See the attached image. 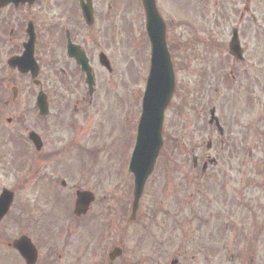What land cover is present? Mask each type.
Segmentation results:
<instances>
[{
    "label": "flooded vegetation",
    "instance_id": "obj_1",
    "mask_svg": "<svg viewBox=\"0 0 264 264\" xmlns=\"http://www.w3.org/2000/svg\"><path fill=\"white\" fill-rule=\"evenodd\" d=\"M105 1L100 5L98 0H92L94 20L111 22L102 32L112 31L120 13L118 0ZM250 1L243 0L238 10L235 0H228L229 20H235L229 31L238 29L241 53L239 60L228 54L229 127L218 136L219 150L211 146L215 159L211 168L219 167L223 154L230 160V167L232 154L237 153L240 158L236 165L240 164L241 172L194 178L192 185L197 194L202 187L206 189L205 206L200 208L207 209L210 199L212 203L215 199L219 202L208 215L194 214L199 230L208 226L214 229L195 245L204 251V263L200 259L194 264H264V0H259L257 15L251 11ZM68 7L83 23L79 0H36L31 7L6 8L25 14L11 15L9 22L14 24L7 23L1 31L0 43L9 52L4 59L5 75L0 77V107L5 109L0 114V128H6L4 135L11 134L10 142L15 137L33 149L35 172L34 177H16L11 188L13 203L1 224L5 221L4 231L17 227L21 232L8 238L2 233L0 264H26L13 248L20 237H28L34 244L37 257L33 264H121V257L109 260L112 250L121 245L125 210L118 191H97L89 187L85 178L67 177L68 157L83 147L89 128L92 146L97 142V149H101L102 123L96 116L105 98L99 77L105 68L100 60L110 65L106 72L111 77L107 83L109 91H116L115 82L119 80L113 78L117 69L112 53L101 45L90 51L67 28L66 20L60 18L67 15ZM29 23L32 29L28 28ZM251 27L255 28L252 32L258 46L254 61H249L243 41ZM68 39L87 59L93 76L91 87L80 64L68 52ZM25 46L31 50L23 62L31 68L21 72L8 64L23 55ZM92 117L96 122H92ZM29 134H33V142L29 141ZM204 158L208 161L207 155ZM200 160L198 155V163ZM205 161H201V166ZM53 173L64 177H54ZM26 191L29 193L23 198L28 199L22 200L12 213L15 201L22 199L19 193ZM80 191L94 194L86 214L75 212L76 194Z\"/></svg>",
    "mask_w": 264,
    "mask_h": 264
},
{
    "label": "rangeland",
    "instance_id": "obj_2",
    "mask_svg": "<svg viewBox=\"0 0 264 264\" xmlns=\"http://www.w3.org/2000/svg\"><path fill=\"white\" fill-rule=\"evenodd\" d=\"M118 1H120V13L114 22L115 27H111L112 31L102 32L103 29L109 28L106 26L111 23L105 19H99L97 25L85 29L82 21L78 20V17L71 12L72 7H68L67 15L60 18L63 21L66 20L67 28L71 29L76 35V39L81 41L90 51H93L97 45H101L106 52L114 55L117 74L113 79L120 82V90L105 95V98L101 100L103 119L101 151H96L99 147L97 142L92 147L86 145L92 140L89 137L92 132L89 128L84 134L85 144L79 150L72 152L67 161L69 177L85 178L89 187H94L97 191L113 189V185H110L111 182H102L103 177L115 179L121 187L128 185V159L134 145L136 125L149 65V44L144 30V18L142 10L139 8V0ZM155 1L166 24V42L175 74V89L165 110L162 134L164 138L168 135L172 140L175 139L177 145L182 146L183 152L181 157L179 156L181 150L177 149L171 152L176 158V162L175 167L169 169L170 167L164 164V159L166 156L170 158V154L167 153L165 147L160 151L159 159L144 187L141 198L142 205L150 207L148 214L151 219L149 218L147 223L150 224L155 238L150 231L138 230L136 240L141 244V249L138 248L135 254L131 241L133 234L129 235L130 238L128 236V239L121 240V247L125 251V255L121 258V264H131L132 260L137 262L139 260V263L143 264L145 253L148 254L144 246L154 244L155 239L162 240L164 251L159 258L154 255L155 258L151 264H169L171 258L177 255L179 247L181 250L184 249V254H190L197 239L204 237L202 232H206L207 227H203L198 232V222L194 214L205 215L212 212L219 202L215 199V203H211L210 199L208 209L200 208L205 206L203 200L207 195L206 189L202 187L197 194L192 185L179 188V177L182 174L190 177L188 170L190 171L189 160L192 147L195 148L194 153H198L204 158L205 153H207L205 143L211 139L213 148L219 150L218 134L213 127H209L207 124L209 109L215 108L216 116L227 130L229 127L228 115L231 114L227 103L224 67H226L225 54L230 36L229 26L235 20H229V7H226L228 0ZM242 2L243 0H235V9H241ZM98 3L103 5L106 1L98 0ZM215 3L217 4L216 7L214 6ZM249 3L251 11L257 15L259 0H251ZM13 14L25 13L12 10L0 11V37L3 35L1 31L7 23L14 24V22H9L13 19L11 17ZM53 18L58 19L55 15ZM254 29L251 27L246 38H243L248 49L249 61H254L253 55L258 50L257 36L252 32ZM8 52L7 47L0 43V77L5 75L2 66L4 65L3 59ZM99 77L102 78V86L105 89L107 75L102 73ZM4 111L5 109L0 107V114ZM92 118V122H94L95 117ZM4 126L6 127V125ZM4 129L6 128H1L2 133ZM3 136L4 133L0 137V190L2 188L11 189L16 182V177H22V174L26 172H31L33 175L35 172L33 150L29 149L31 157L27 162L32 165L26 163L25 170L21 172L22 162H25L29 157L26 147L15 137L13 144L3 145ZM97 139L100 138L95 140ZM5 145H8V148ZM8 151H12V154ZM223 151L226 152L225 149ZM237 158H240L239 155L233 153L231 166L228 167L230 160L227 159L226 154H223L219 167L211 168L204 177H219L226 172L240 173L241 166L240 164L236 165ZM20 161L21 165L19 164ZM92 164L98 165L99 175L96 172V166ZM27 167H29L28 171ZM86 167L88 169L85 171ZM236 168L238 171H235ZM80 170L83 172L78 174L77 172ZM74 173L77 174L74 175ZM54 177L61 176L54 174ZM131 188V185L130 188H120L122 192H119V195L122 204L124 201L127 202V193L131 191ZM28 193L27 191L19 193V197L22 199L15 201L12 213L17 210L22 200L28 199V197L23 198ZM192 193L193 197L189 198ZM212 198L214 199V197ZM180 201L186 203L184 207L181 206ZM127 205H129L128 202L125 206ZM158 208L160 211L155 212L153 216V211ZM127 212L122 213L124 214L122 219L124 224L128 223L127 218L130 215V209ZM4 224L5 221L0 225L1 236L3 232L6 238L21 232V228L17 227L4 231ZM136 227H140L139 223L130 224L125 229H128L129 232L130 230L134 231ZM181 234H185L184 237H181ZM1 244L0 240V246ZM158 248L157 245L152 250ZM0 254L3 253L0 252ZM185 264H194V262L186 260ZM232 264H236L235 261Z\"/></svg>",
    "mask_w": 264,
    "mask_h": 264
},
{
    "label": "water",
    "instance_id": "obj_3",
    "mask_svg": "<svg viewBox=\"0 0 264 264\" xmlns=\"http://www.w3.org/2000/svg\"><path fill=\"white\" fill-rule=\"evenodd\" d=\"M3 5L4 0H0V7ZM142 5L146 14V29L151 43V67L142 103L137 142L130 165V170L135 176L134 212L144 183L153 170L162 146L163 114L174 90V75L166 48L164 23L156 11L154 0H142ZM82 9L87 23L90 24L88 10L86 7H82ZM69 51L72 55L76 54L73 47H70ZM230 51L234 56L239 55L236 34L231 41ZM81 64L86 70V61L82 60ZM211 116H213V111H211ZM212 121L213 117L210 123ZM216 125L218 124L216 123ZM10 200L11 195L4 191L0 196V219L6 213ZM16 248L26 260H29L30 250H28L25 241L19 242Z\"/></svg>",
    "mask_w": 264,
    "mask_h": 264
}]
</instances>
